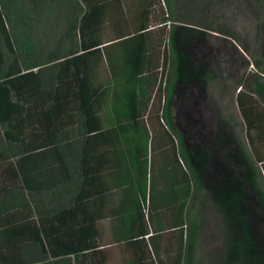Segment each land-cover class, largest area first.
Returning <instances> with one entry per match:
<instances>
[{
    "label": "trees",
    "instance_id": "obj_1",
    "mask_svg": "<svg viewBox=\"0 0 264 264\" xmlns=\"http://www.w3.org/2000/svg\"><path fill=\"white\" fill-rule=\"evenodd\" d=\"M128 1L134 0H0V264H104L109 259L92 236L98 226L89 221L88 212L91 160L97 152L103 163L105 150L118 164L114 177L128 197L130 231L140 233L130 239L134 247H142L136 264H194L201 235L216 264H247L243 257L229 255L235 225L242 227L244 218L237 214L234 195H224L218 186L207 184L210 180L204 184L195 165L191 220L185 221L190 171L183 169L186 193L177 188L176 218L167 225L169 232L180 235V244L173 251L168 237L159 251V234L166 229L155 219L164 205L152 187L146 199L142 163L149 135H174L165 112L178 75V55L168 44L162 50V43L166 23L176 17L170 0H151L145 11L153 13L151 29L139 26L134 31L131 26L102 46L97 33L106 3L127 25L128 12L135 9ZM236 6L237 15L254 22L258 52L240 34L220 31L250 56L257 71L255 94L242 87L237 95L256 181L257 174L264 177V0H236ZM216 19L208 23L210 30H216ZM101 55L110 83L96 86L91 59ZM161 64L165 85L159 81ZM142 87L150 91L139 92ZM153 115L159 121H151ZM171 144L174 149V140ZM48 168L52 184L59 182L70 197L52 210L41 200Z\"/></svg>",
    "mask_w": 264,
    "mask_h": 264
},
{
    "label": "crops",
    "instance_id": "obj_2",
    "mask_svg": "<svg viewBox=\"0 0 264 264\" xmlns=\"http://www.w3.org/2000/svg\"><path fill=\"white\" fill-rule=\"evenodd\" d=\"M150 4L151 0L128 1L127 5L129 8L135 9L128 12L130 19H128L126 25L127 21L125 20V23H123V17L114 13L111 10L112 6L106 3V9L103 13V25L99 26V33H97V37L102 39L101 45L107 47L112 43L109 42V39H111L113 34L120 33L122 30H129L131 26L135 28L134 31L139 30V26L148 27V30L151 29V25H153V23L151 24V20L154 18L153 13L145 14ZM217 6L220 9L217 12L219 16L214 23L215 31L207 27L208 23H201L200 25H188L189 31L185 34L184 50L187 74L183 81L184 86L181 85L178 74L171 89L165 112V121H168L169 129L174 135L169 136L165 133L149 135L146 150L143 152L146 163L145 165L142 163V165L146 166L147 172L146 199H148L149 191L152 187L154 195H157V199L159 200V205H164L163 207L160 206L161 208L157 210L158 216L155 219L157 226L166 229L159 234L161 235L157 243L159 251L163 250L168 237L172 241L173 251L177 250L180 244V235L174 233L172 230L169 232L167 225L176 218L177 202L175 194L177 188L180 190L184 188V192L186 193L187 182L186 178L183 177V169L190 171L189 201L185 208V221L191 220L194 151L199 150L200 145H204L206 141L208 148L214 149L215 146V149H221L220 152L226 163L223 164V172L221 171L220 173L235 172L232 163L235 158V146H237L236 149L239 147V140L229 137L228 141H225L215 134H212V136L206 134L195 135L193 132V121H239L240 123L243 119L237 104V95L240 93L242 87L248 94L254 95L256 91L255 74L257 71L252 64L250 56L243 53L238 44L226 36L225 32L220 31L240 34L237 31L238 28L235 26L238 14L236 0H220ZM225 14H230L231 17L226 18ZM125 16L127 18V15ZM117 20H122L120 21V26H115ZM165 29L166 36L172 38L173 29H167L166 25ZM241 36L250 45V42L246 41V35ZM247 37L251 38L250 34ZM252 39L254 45L256 43L255 25L253 27ZM213 43L215 44L213 45V49L216 48V53H213L210 48ZM170 48L178 55L179 63L178 51L173 46ZM214 57L217 59L212 61ZM91 63L93 64V77L96 86L108 85L110 83V75L105 57L102 55L96 56L91 59ZM149 91L150 87H142L139 90L143 94H147ZM152 99L153 94L148 102L147 111L151 106ZM124 103L126 102L124 101ZM146 118L147 116H145ZM150 119L151 121H159L155 115L151 116ZM175 121H184V123L179 126ZM212 124L214 125L213 122ZM213 125L212 127H214ZM204 138L207 139L204 140ZM172 140H174V149L171 144ZM219 142H223V144L220 146ZM224 142L226 143L225 145ZM216 143H219V145ZM226 149H228L226 153H232V159L230 158V160L229 157L225 156L224 152ZM94 153L95 159L91 160L93 170L89 176L88 212L89 221L96 222L98 232L96 234L92 232V236H94L95 241L98 243L99 249L109 254V259L104 264H136L142 247H134V240L130 239H137L140 237V233L136 229L134 232L130 231L129 220L132 218V215L128 212L130 208L127 202L128 197L117 188L120 182L114 177L117 171L114 167H117L118 164L116 161L111 160L112 154L110 150L104 151L105 159L103 163L100 159H97L98 153ZM177 157L181 163L180 165L177 163ZM237 168L239 170V167ZM118 179H121V173ZM219 179L217 178V180ZM53 180L52 169L49 170L48 168L46 171L47 190L46 192L43 190L41 200L44 206L51 210L67 204L70 198L65 191V187L59 185V182L52 184ZM217 180L214 182L205 180L204 184L208 182L207 184L216 185V183L220 182ZM163 192H166L164 198L162 197ZM187 214L189 216L188 219ZM186 228L185 226L184 241L186 239ZM150 234L151 231L145 236L146 240H148ZM127 243L131 246L127 245Z\"/></svg>",
    "mask_w": 264,
    "mask_h": 264
},
{
    "label": "rangeland",
    "instance_id": "obj_3",
    "mask_svg": "<svg viewBox=\"0 0 264 264\" xmlns=\"http://www.w3.org/2000/svg\"><path fill=\"white\" fill-rule=\"evenodd\" d=\"M172 5L173 16L175 21L171 24L173 31L172 38L169 36V47L173 46L179 53L178 74L179 81L184 86V79L187 74L186 70V55L184 50L185 34L189 31L188 25H200L201 23H212L219 14L220 0H170ZM226 18L231 17L230 14L224 15ZM236 28L241 35H246V41L250 42L258 52L259 45H253L252 33L254 22L252 18L246 17L243 14L236 16ZM171 32V31H170ZM250 34L251 38L247 35ZM214 43L211 45L213 53H216V48L213 49ZM215 47V46H214ZM217 58L214 57L212 61ZM264 77V75L260 76ZM264 79V78H262ZM264 83V81H263ZM176 122V121H175ZM182 122V123H181ZM214 123V125L212 124ZM181 126L184 121H177ZM212 125L214 127H212ZM179 128V127H178ZM181 128V127H180ZM181 130V129H179ZM193 132L195 135L206 134L212 136L215 134L220 139L228 141V138L234 137L239 140V147L235 146V158L233 165L235 172H224L221 174L224 157L220 152L221 149L208 148L207 142L200 145V149L194 151L193 161L195 167L202 172L204 179L212 182L217 181L216 185L220 186V191L225 195L232 193L236 202L237 214L242 218V227L238 223L235 225V236L233 237L234 245L231 246L229 255L236 259L239 256L243 257L247 264H264V177L262 174H257V180L253 181L251 156L246 143V139L242 130V124L239 121H193ZM207 138H204L206 140ZM220 146L223 142H219ZM219 143H216L219 145ZM226 143L224 142V145ZM218 147V146H217ZM225 156L232 159V153H226ZM231 155V156H230ZM226 166V165H225ZM239 167V170L238 168ZM220 168V169H219ZM227 168V167H226ZM225 169V168H224ZM220 170V171H219ZM238 172V173H237ZM234 180V181H233ZM257 187H255V183ZM260 192L262 200L258 199L257 193ZM244 233V234H242ZM246 239H245V236ZM206 237L197 239V244L194 252V264H216L215 254L210 250Z\"/></svg>",
    "mask_w": 264,
    "mask_h": 264
},
{
    "label": "built area",
    "instance_id": "obj_4",
    "mask_svg": "<svg viewBox=\"0 0 264 264\" xmlns=\"http://www.w3.org/2000/svg\"><path fill=\"white\" fill-rule=\"evenodd\" d=\"M171 22H167L166 23V27H167V29H170V27H171ZM168 44V37L166 36L165 37V40H164V43H163V45H162V50L165 48V46ZM159 81H162L163 82V85H165L164 83H165V79H164V77H163V68H162V64H161V66H160V68H159ZM159 83V82H158Z\"/></svg>",
    "mask_w": 264,
    "mask_h": 264
}]
</instances>
